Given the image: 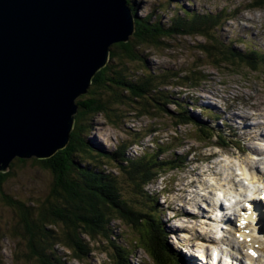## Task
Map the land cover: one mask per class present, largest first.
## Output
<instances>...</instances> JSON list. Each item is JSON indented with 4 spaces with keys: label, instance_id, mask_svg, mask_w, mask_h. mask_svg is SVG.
I'll list each match as a JSON object with an SVG mask.
<instances>
[{
    "label": "rangeland",
    "instance_id": "1",
    "mask_svg": "<svg viewBox=\"0 0 264 264\" xmlns=\"http://www.w3.org/2000/svg\"><path fill=\"white\" fill-rule=\"evenodd\" d=\"M255 1L131 0L140 19L147 16L150 19L149 23H154L153 20L159 19L166 29L169 28L171 32H174L172 33L174 37L164 39L165 44L160 47L141 46L138 51L141 52L142 60L131 64L129 72L138 76L151 73L156 76L162 73L161 76L164 78L161 76L157 78L156 85L166 94L173 96L175 100L185 101L186 110L189 112L188 116L197 119L199 123L176 126L165 113L138 116L139 108H123L125 117L115 126L110 125L101 115L90 118L89 123L92 124V128L88 140L96 151L112 153L118 146L125 144L126 147H129L125 151L127 157L133 159L144 152L151 153L156 151V147L164 146L165 149L161 152L162 157L160 158L162 160L173 159L177 154H185V158L187 157V163L168 173H161L159 180L146 188L150 194H154L156 197L151 209L159 218L161 226L159 229L163 231L165 227L166 232L171 231L168 240L170 244L174 245L175 249L173 247L172 249L175 252L179 250L178 247L181 244L188 251H192L198 256H205L206 249L204 247L213 248L215 246L195 241L197 234L204 230L198 223L199 221L203 223V219L195 221L197 228L192 230L193 221H189V219L174 220L173 217L178 208L187 210L188 207L194 208V206H198V203H201L198 189H203L208 183L209 174L215 179L217 190L223 192L225 189H230V193L239 199L244 194L254 195L255 190L254 187L251 188L254 180H250L247 176L249 183L245 190L248 192H245L243 190L244 178L237 173H240L243 168L255 172H257L256 168L264 169V163L251 159L252 154L260 155L264 152V58H262L264 55L260 54V50L264 52V7H251ZM176 12L178 14L204 13L203 17L217 16V25L207 32L217 37L225 46L233 44V47L238 50L259 53L260 55L255 56L259 60L257 64L259 68H252L245 64L241 67L228 65L217 68L213 66L212 62L202 56L200 52L199 46L206 42L205 37L198 34H193V36L184 33L178 34L179 29L170 25V19H175L176 16L173 13ZM151 19L153 20L151 21ZM192 70L198 71L196 75L189 76L191 79L194 78L192 84L180 87L178 82L183 83L186 80H178L177 77H183ZM168 75L170 76L165 80L166 84L162 85ZM193 105L200 107L201 111L200 108L193 109ZM205 105H209V107H204ZM212 106L215 107L213 112L218 115V118L225 121V125H221L218 121L209 122L208 118L200 115V112L206 111L205 108L212 110ZM168 109L174 111L175 106H168ZM200 127L203 129L201 132L198 130ZM233 127L236 128V133H234ZM218 133H225L227 141L231 142L228 147L217 148L223 144V141L217 138ZM212 134L215 135L212 136ZM227 151L234 155L228 157H232L234 163L227 161L223 156ZM14 161L15 159L10 164V170L7 171L12 172V176L0 187L1 195L21 200L27 205L45 198L52 183L50 171H45L31 162L25 166L15 163L12 168ZM215 161L225 164L230 162L228 163L230 166L208 171L212 162ZM230 167L232 169L235 167V171L229 172L227 169ZM112 168L114 165L109 164L108 169ZM216 170L221 173L216 176L212 175L217 172ZM116 172L114 170L113 173ZM227 183L229 185L225 186ZM189 190L192 193H189ZM144 193L142 191L143 195ZM124 195L126 198L131 196L137 208L141 204H144L145 207L150 204L146 198L134 193L133 189L129 192L124 191ZM179 200L180 202H178ZM177 204H180L181 207ZM206 204L210 205V201ZM139 211L141 210L139 209ZM147 212L146 209L144 213ZM15 217L12 209L0 200V264H33L23 259L26 248L12 235V233L21 232V224L15 222ZM112 225V238L114 237L115 241L126 250L127 247L133 249L130 257L131 264H155L156 246L153 244L155 249H153L152 258V254L147 253L142 247L147 243L144 238L140 237L139 229L134 227L135 225H131L124 219L116 221ZM176 226H184L186 229L177 231ZM8 227L11 228L8 229ZM210 228L209 225L205 227V229ZM182 230L188 231L182 232ZM153 236L157 235L153 234ZM160 236L163 239L162 235ZM190 244L194 245L193 249ZM90 248L87 256H84L82 261H77L70 259L73 256L68 249L61 246L55 247L57 255L68 259L70 264H122L112 257L114 254L107 251L110 248L109 244L105 242L101 245L92 243ZM195 261L198 264V259Z\"/></svg>",
    "mask_w": 264,
    "mask_h": 264
},
{
    "label": "trees",
    "instance_id": "2",
    "mask_svg": "<svg viewBox=\"0 0 264 264\" xmlns=\"http://www.w3.org/2000/svg\"><path fill=\"white\" fill-rule=\"evenodd\" d=\"M128 3L137 17L136 31L127 43L111 46L109 63L96 73L89 91L77 98L79 111L68 145L50 158H16L12 164L14 168L15 163L25 166L31 162L45 171L49 170L52 183L48 194L42 200L27 205L26 202L1 195L0 192L1 202L12 209L16 216L15 222L21 224V232L12 235L24 244L26 252L23 259L30 263L70 264L68 259L57 255V246L68 249L73 256L70 259L82 261L91 250L90 244L101 245L105 242L110 245L107 251L114 254L112 257L117 262L128 264L127 254L132 249L127 247L126 250L112 238V224L123 219L139 229L140 237L147 243L142 247L152 254V258L155 249L153 244L156 246L155 264L179 263L172 259V253L175 255L176 252L169 247L166 233L159 229V218L151 209V203L155 199L148 194L146 187L161 173L174 170L183 161L180 158H176L177 161L159 160L165 149L163 146L132 159L127 157L125 151L129 147L125 144L108 153L96 151L88 140L92 128L90 118L101 115L110 125L115 126L125 117L123 108H139L138 116L165 113L176 126L194 122L188 116L185 102L175 100L156 85L155 80L162 73L156 76L153 73L138 76L129 72L131 64L142 60L141 52L138 51L141 46L160 47L165 44L164 39L174 37V32L166 29L159 19H151L154 23H149L147 16L140 19L131 0ZM251 7H264V0H256ZM173 14L176 17L170 19V25L179 29L178 34H198L206 38V42L199 48L202 56L208 58L213 66L241 67L245 64L259 68L256 52L238 50L233 44L225 46L217 37L207 32L217 25V16L189 15V12ZM197 73L198 71L192 70L183 77L176 76L178 80H186L183 83L177 81L178 85L184 87L192 84L194 78L189 76ZM169 76L163 80L162 85L166 84L165 80ZM168 106H175V110L168 109ZM109 164L114 165V168L109 170ZM114 170L117 172L113 173ZM11 176L12 172H0V187ZM131 189L146 198L150 206L141 204L137 208L133 198H126L124 195V191L129 192ZM142 191L145 192L144 195ZM146 209L148 212L144 213Z\"/></svg>",
    "mask_w": 264,
    "mask_h": 264
},
{
    "label": "water",
    "instance_id": "3",
    "mask_svg": "<svg viewBox=\"0 0 264 264\" xmlns=\"http://www.w3.org/2000/svg\"><path fill=\"white\" fill-rule=\"evenodd\" d=\"M136 19L128 0H0V172L68 145L77 98Z\"/></svg>",
    "mask_w": 264,
    "mask_h": 264
},
{
    "label": "bare ground",
    "instance_id": "4",
    "mask_svg": "<svg viewBox=\"0 0 264 264\" xmlns=\"http://www.w3.org/2000/svg\"><path fill=\"white\" fill-rule=\"evenodd\" d=\"M135 27H136V23H135ZM129 40H127V39L124 40L123 39V42H121V43H127ZM116 43H114V44H116ZM118 43H120V42L118 41ZM110 55H111V49H110V52H109V60H108L107 64L110 61ZM107 64L105 66H107ZM105 66H103L102 68H104ZM92 81H93V79H92ZM87 91H89V89ZM200 115L203 116V117L208 118V120L211 118V116H210L209 112H207V110L205 112H200ZM211 121L212 120H209V122H211ZM215 124H216V122H215ZM263 124H264V121H263ZM223 156L225 157V159L227 161H231V163H234L232 157L231 158H228L229 156H232V154H231L230 151L225 152L223 154ZM262 157H264V152L261 153L260 155L252 154L251 159L253 161H257L258 160V162L261 161L262 163H264V158H262ZM220 162L221 161L212 162V165L210 166V168L208 169V171H213L214 168L219 169V167L230 166L227 163L225 164L223 162L222 163H220ZM228 163H230V162H228ZM227 170L229 172L232 171L231 167L228 168ZM256 170L258 171V173L259 172L260 173L263 172L262 170H259L257 168H256ZM216 171H217L215 173L216 175H218L219 173H221L219 170H216ZM242 175L245 177L246 180H247L246 177L248 176V178L250 180H254L256 182H259V184L262 187L264 186V178L263 177H259L258 174L255 171H250V170L243 169L242 170ZM208 177H209L208 183L205 185V187L203 189L202 188L201 189H198V191H199L198 197L202 200L201 203H198V206H194V208H189L188 207V209H187L188 211L185 210V209L184 210L183 209L181 210L180 208H178L174 212L173 217H174V220H179L180 217L184 218L186 216L187 219L192 220L194 222V225L192 227V230H195L197 228V224H196L195 221H199L198 218H202L203 219V223H201V221H199L198 223H199V226L202 227L204 230L201 233H198L197 234V238L199 240H201V241H198V242L203 243L202 241L206 240L205 243H210V244L216 243V244H218L216 247H213L218 252V255L220 256V258L218 260H220L221 262H223L225 264H235L230 258H228V257H230L231 254H233L232 253V249L230 247V243H231V241H233L232 240L233 237L231 236V234L234 233V230L232 228H230L228 225L223 224L222 222H224V221H222V219H223V215H227V213H234V212H236V208H238V205H237V203H234L230 199V198H232V194L230 193L231 190H229L227 192H229L230 196H229V198H226L225 199V203L228 206L227 207V213H220L219 211H217V209H219V208L222 207L221 206L222 203H219L218 202L219 199L217 197L220 194H217V185H216V182L214 181V179L211 177L210 174L208 175ZM247 183H249V181ZM197 185H199V184H197ZM202 185H204V184L202 183ZM227 185H228V183L225 184V186H227ZM244 187L247 188V186H244ZM251 187H253V186H251ZM249 192H251V191H249ZM189 193H192V191L189 190ZM209 201H210V205L209 204H206V202H209ZM173 211H174V209H173ZM217 213H219L222 216L221 219H218L217 218V217H219V215ZM259 214H260V209H258V215ZM210 217H212V219ZM228 217H230V216H228ZM230 219L232 221H234V219L232 217H230ZM260 219L263 220V217H260ZM234 224H236L235 221H234ZM207 225H209L211 228L210 229H205V227ZM223 225L224 226H227V228L230 229V230H232V231L230 233H228V234L225 233L224 231L221 230V227ZM176 227L178 228L177 231H180L181 229H186L184 226H176ZM242 229H243V227H242ZM242 229H241L240 235L245 238L246 237V234L244 233V231H246V230H242ZM184 231H188V230H182V232H184ZM214 234L220 235L221 237H223L224 240H222L221 238L219 240H217L214 237ZM227 237H228V240L231 239L230 242H227ZM207 241H211V242H207ZM181 246L182 245L180 244L179 245V250L175 253V255L172 253V255L176 258V260L180 264H197V262L195 260H197L198 258H196L194 260L193 258L190 257L187 260V258H186L187 252L183 248H181ZM190 246L193 249L194 245L193 244H190ZM254 246H256L257 248H259V251L264 250V244L261 243V242H259V241H257V239H254ZM173 252H175V251H173ZM243 258H244L243 260H246V256L245 255H243ZM257 262L260 263V259L257 260ZM202 264H214V261L212 259L211 260L206 259L205 262L202 263Z\"/></svg>",
    "mask_w": 264,
    "mask_h": 264
},
{
    "label": "clouds",
    "instance_id": "5",
    "mask_svg": "<svg viewBox=\"0 0 264 264\" xmlns=\"http://www.w3.org/2000/svg\"><path fill=\"white\" fill-rule=\"evenodd\" d=\"M133 13V12H132ZM200 15V16H203L202 14H200V13H196V15ZM189 15H194V14H189ZM75 120H76V118H75Z\"/></svg>",
    "mask_w": 264,
    "mask_h": 264
}]
</instances>
